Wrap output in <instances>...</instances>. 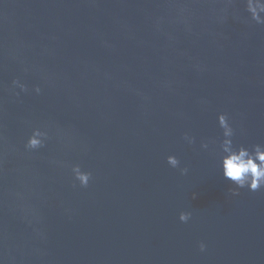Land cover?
I'll return each mask as SVG.
<instances>
[{"label":"water","instance_id":"water-1","mask_svg":"<svg viewBox=\"0 0 264 264\" xmlns=\"http://www.w3.org/2000/svg\"><path fill=\"white\" fill-rule=\"evenodd\" d=\"M222 113L264 145L245 0H0V264H264V189L231 195Z\"/></svg>","mask_w":264,"mask_h":264},{"label":"clouds","instance_id":"clouds-1","mask_svg":"<svg viewBox=\"0 0 264 264\" xmlns=\"http://www.w3.org/2000/svg\"><path fill=\"white\" fill-rule=\"evenodd\" d=\"M231 4V0H228ZM246 11L249 14L250 21L257 25H264V0H245ZM14 88H19L21 92L27 91L26 86L18 80L13 81ZM36 94H40L41 89H34ZM18 95V93H17ZM219 128L222 130V140L219 142V150L221 153L220 166L222 176L235 186L231 189V195H239L238 189L247 188L251 192L264 189V145L257 144L251 149L240 146L235 147L233 144L234 128L230 123L229 117L226 114H219L217 117ZM50 139L47 131H42L39 128L33 129L25 144V150L34 151L45 146L47 140ZM184 141L189 145L194 143V138L187 133L183 136ZM215 143V142H212ZM202 149H208L209 143L202 142ZM167 164L171 168H178L180 161L175 156L167 157ZM188 169H180L181 175L187 174ZM71 173L79 186L86 188L91 180V173L81 170L79 165H74L71 168ZM191 218L190 213H181L179 220L182 223H187ZM205 250V245L200 244V251Z\"/></svg>","mask_w":264,"mask_h":264}]
</instances>
